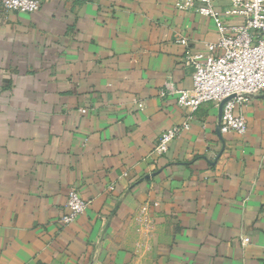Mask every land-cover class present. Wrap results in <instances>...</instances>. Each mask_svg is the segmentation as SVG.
I'll return each instance as SVG.
<instances>
[{"label": "crops", "instance_id": "crops-1", "mask_svg": "<svg viewBox=\"0 0 264 264\" xmlns=\"http://www.w3.org/2000/svg\"><path fill=\"white\" fill-rule=\"evenodd\" d=\"M175 3L0 16V264H264V91L242 108L245 134L222 133L213 103L179 105L167 85L193 81L177 35L202 50L218 30ZM71 187L91 203L62 227Z\"/></svg>", "mask_w": 264, "mask_h": 264}, {"label": "built area", "instance_id": "built-area-1", "mask_svg": "<svg viewBox=\"0 0 264 264\" xmlns=\"http://www.w3.org/2000/svg\"><path fill=\"white\" fill-rule=\"evenodd\" d=\"M46 0H0V16L10 12L34 13ZM216 0H176L180 10H194L216 21L218 37L205 43L202 50L193 48L189 39L177 35L186 46L185 67L192 69V87L167 89L177 95V103L194 113L202 104L213 103L220 110V131L245 134L248 125L243 106L264 91V0H229L222 11ZM167 89L161 91L164 96ZM144 106L143 101L137 102ZM82 113L87 112L81 108ZM192 116V114H191ZM190 116V117H191ZM188 119L164 130L152 153L157 157L169 152L171 144L189 130ZM91 201L77 187L68 190L66 211L59 224L67 226L85 213ZM249 237L243 239L244 243Z\"/></svg>", "mask_w": 264, "mask_h": 264}]
</instances>
